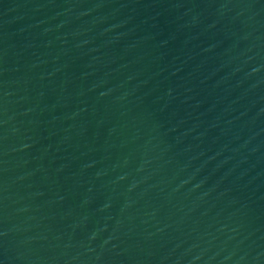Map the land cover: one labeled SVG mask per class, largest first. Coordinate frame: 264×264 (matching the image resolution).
Instances as JSON below:
<instances>
[{
    "label": "water",
    "instance_id": "1",
    "mask_svg": "<svg viewBox=\"0 0 264 264\" xmlns=\"http://www.w3.org/2000/svg\"><path fill=\"white\" fill-rule=\"evenodd\" d=\"M0 264H264V0H0Z\"/></svg>",
    "mask_w": 264,
    "mask_h": 264
}]
</instances>
